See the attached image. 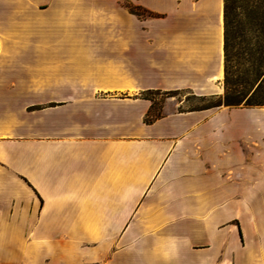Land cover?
Wrapping results in <instances>:
<instances>
[{"label":"crops","instance_id":"crops-1","mask_svg":"<svg viewBox=\"0 0 264 264\" xmlns=\"http://www.w3.org/2000/svg\"><path fill=\"white\" fill-rule=\"evenodd\" d=\"M121 1L0 0V264H264V105L167 94L224 95V0Z\"/></svg>","mask_w":264,"mask_h":264},{"label":"trees","instance_id":"trees-1","mask_svg":"<svg viewBox=\"0 0 264 264\" xmlns=\"http://www.w3.org/2000/svg\"><path fill=\"white\" fill-rule=\"evenodd\" d=\"M264 2V0H262ZM237 0H224V53H225V94L224 104L229 106H254L264 105V102L255 99L254 97H248L243 102L248 92L254 87L259 81L255 92L262 88L264 83V10L262 12L257 11L249 20L247 32H253L256 34L255 42L246 38V33H242V28L238 29L240 24L239 14L237 13L238 8ZM131 10L135 13H139L137 7H132ZM243 37L245 41V54L248 59L245 63L243 70L234 68L233 50L236 47V38ZM158 91H147L143 95L151 97V93ZM168 95H174L175 91L167 93ZM155 104V102H154ZM153 104V111L154 106ZM222 103L209 104L206 107L218 106ZM147 116L146 121L151 122L154 118L159 115H153L152 112Z\"/></svg>","mask_w":264,"mask_h":264},{"label":"rangeland","instance_id":"rangeland-1","mask_svg":"<svg viewBox=\"0 0 264 264\" xmlns=\"http://www.w3.org/2000/svg\"><path fill=\"white\" fill-rule=\"evenodd\" d=\"M126 0H122L121 2H125ZM127 2V1H126ZM238 8H237V13L239 14L240 18V24L238 26L239 28H242L241 32L246 33V38L248 40H252V42H255L256 36L255 33L253 32H247L246 29L248 28L249 25V20L251 19V16H253L257 11L262 12L264 10V2L262 0H237ZM141 13L143 15H146L145 10H141ZM236 47L233 50L234 54V59H233V64L234 68H238L239 70H243L245 63L248 59L247 55L244 53L245 52V46L247 43L243 41V37H237L236 38ZM261 80H259L254 87L248 92L247 96L243 100L242 103H244L248 97H254L257 100H260L264 102V83L261 89L255 92V89L257 85L259 84ZM225 94V93H224ZM151 97L155 99V108L154 111L152 112L153 115H160L161 111V105L162 102L167 98V95L165 93L161 92H153L150 94ZM175 97L178 98H185L187 101H185L184 105L180 107V109L184 108H199L203 106H207L209 104H217V103H222L224 104V95L221 96H209V97H196L191 94V92L187 91H178L175 92ZM243 105V104H242Z\"/></svg>","mask_w":264,"mask_h":264}]
</instances>
